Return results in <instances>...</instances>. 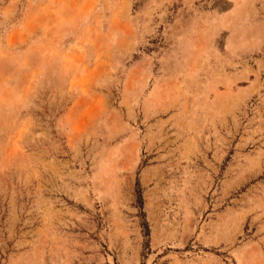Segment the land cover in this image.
<instances>
[{"label": "rangeland", "instance_id": "obj_1", "mask_svg": "<svg viewBox=\"0 0 264 264\" xmlns=\"http://www.w3.org/2000/svg\"><path fill=\"white\" fill-rule=\"evenodd\" d=\"M0 264H264V0H0Z\"/></svg>", "mask_w": 264, "mask_h": 264}]
</instances>
